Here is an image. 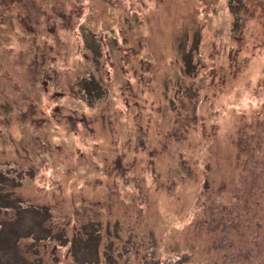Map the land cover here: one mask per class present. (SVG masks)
I'll list each match as a JSON object with an SVG mask.
<instances>
[{
  "label": "rangeland",
  "instance_id": "obj_1",
  "mask_svg": "<svg viewBox=\"0 0 264 264\" xmlns=\"http://www.w3.org/2000/svg\"><path fill=\"white\" fill-rule=\"evenodd\" d=\"M0 264H264V0H0Z\"/></svg>",
  "mask_w": 264,
  "mask_h": 264
}]
</instances>
